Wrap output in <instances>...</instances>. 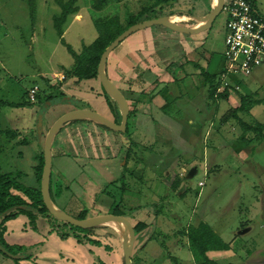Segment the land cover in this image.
I'll use <instances>...</instances> for the list:
<instances>
[{
  "label": "rangeland",
  "instance_id": "obj_1",
  "mask_svg": "<svg viewBox=\"0 0 264 264\" xmlns=\"http://www.w3.org/2000/svg\"><path fill=\"white\" fill-rule=\"evenodd\" d=\"M97 1L77 0L78 11L67 17L62 25L63 36H60L54 21L62 12L57 0H37L34 17L29 0H0V97L9 103L18 104L24 101V94H29L32 87L39 86L36 101L31 105L0 106V163L4 170H29L27 163H22L23 160L27 162L28 157L20 155L18 151L30 152L22 141L31 137L35 139L39 135L37 125L40 116H43L42 136L45 135V138L39 152L43 153L47 131L62 114L79 107L74 101L86 104L81 109H93L108 119H114L100 80L76 83L77 79L71 72L75 59L69 47L80 53L85 45H90L98 36L102 35L107 41L110 33L125 28L135 18L136 23H140L161 16L159 10L163 14L174 13L171 20L191 28L200 17L210 12L214 4V0H170L157 6L162 0H102L101 7L97 9ZM255 1L258 10L264 13V0ZM154 6L156 9L151 10ZM175 15H187L189 18L178 20L174 18ZM110 18H116V22L110 25L103 23ZM226 21V14L221 12L200 31L189 34L204 41L199 50L193 55L190 53L187 61H199L198 64L208 72L218 74L215 80L217 95L226 88L218 82V76L225 68ZM159 27L166 28L156 25L133 33L111 53L112 58L115 57L117 74L121 77L115 81L116 84L113 83L116 87L119 85L121 92L124 91L122 94L131 113L127 131L116 132L126 144L119 145L123 155L126 150H130V155L124 163L126 185L115 183L114 180L109 183L104 194L119 202L123 189L127 187L128 199L145 203L151 210L154 208L155 216H159L153 221L160 225L157 222L162 220L166 225V230L156 225V236L161 240L165 238V241L168 238L167 245L171 244L170 253L173 255L176 251L174 242L178 239L175 240V235L166 236L167 229L172 232L188 223L199 224L204 221L226 241L237 238L234 248L239 257L234 261L217 259L218 263L264 264V139L253 132L244 131L238 120L232 117L233 110L240 105L239 91L248 98L247 109L239 112L240 118L250 124L264 123V67L249 77L231 75V83L239 88L227 87L228 98H212L210 85L204 82L200 68L193 64L192 68L188 66L181 69L183 67L179 65L178 59L159 58V63L154 62L153 65H159L160 70L149 69L148 76L155 79L154 83L134 90L133 79L143 78L144 69L136 64L137 69L134 71L138 76L129 77L127 63L122 64L121 61L126 58L133 64V40L137 41L139 33L148 35L158 32ZM154 38L162 39V36ZM139 51L137 49L136 54H133L136 58L141 57ZM165 55L161 54L162 57ZM62 75L67 78L58 83ZM185 77L192 78L185 80L181 87L184 89L175 101L170 95L172 89L168 85L171 83L167 81L172 78L174 82H181ZM143 92H147V96L139 98ZM62 97L69 98L73 103L64 102ZM168 102L169 105L165 106ZM45 103H49L50 107H46ZM112 104L118 112L120 123L119 107L114 101ZM140 111L144 112L143 115L133 119L132 116ZM140 119L144 121L139 123ZM76 122L79 121L70 124ZM6 131L10 132L9 135ZM14 132L18 133L11 137ZM133 160L137 164H134L135 169L130 165ZM144 169L147 181L137 177L131 178V181L126 179L129 174H142ZM26 177L27 181L33 183L32 177ZM183 194L186 195L183 197ZM243 225L248 226L249 233L237 236ZM109 227L115 228V225ZM29 229L26 227L28 232ZM44 230L47 231V226ZM41 235L49 236L45 232ZM20 241L17 246L24 247L26 254H32L27 238ZM75 242L81 246H91L77 240ZM56 249H60L68 258L74 256V250L68 244ZM86 252L84 256L92 257L94 261L100 259L94 251L96 257ZM215 254L212 252L211 256L215 258ZM217 255L220 257V254ZM33 257L31 264H41ZM246 257L247 263L243 261ZM173 264L179 263L173 260ZM184 264L191 263L186 259Z\"/></svg>",
  "mask_w": 264,
  "mask_h": 264
},
{
  "label": "crops",
  "instance_id": "obj_2",
  "mask_svg": "<svg viewBox=\"0 0 264 264\" xmlns=\"http://www.w3.org/2000/svg\"><path fill=\"white\" fill-rule=\"evenodd\" d=\"M212 6L213 4L211 5L210 11ZM154 36H162V39H152ZM136 37L137 41L134 42L135 40H133V51L136 54V50L139 49L141 57L137 56L138 58H136L133 53L131 54L133 57V64L130 61H127L126 58L121 61L122 64H124V62L127 63V74L129 77H135L137 75L134 71L137 69L136 64H139V66L144 69L143 78L136 80L137 77H135L133 79L134 90L136 87H146L149 83H154L155 79H150L148 74L149 69L160 70L159 65H153L155 63H159V58H163L164 60L173 59L172 61H176V59H178L180 63L179 65L183 67L181 69L188 68V66L192 68L193 62L196 61L188 62L187 57L190 56V53L193 55V53L199 50L204 41V39L199 38L198 36H195V38L189 36V34L186 33H178V31L176 32L175 30L167 27H159L158 32L156 31L148 35H142L139 33ZM127 39H129V37ZM192 39H194L193 43L191 42ZM130 42L131 41L129 40V43ZM147 48H149V51ZM163 53L166 54L164 57L161 56ZM112 55L113 54L109 55L107 61V67L109 71L106 69V72L109 74V78L115 83V81H119L121 77L119 74H117L118 72L115 67V57L112 58ZM140 58H143V60H140ZM184 60H186V62H184ZM197 62L199 63V61ZM191 74H193V72H191ZM139 75L141 76V74ZM188 78L191 79L192 77H185L181 82H179V80H175L178 86L177 84L174 85L176 83L174 82V79L169 78L167 82L171 83V85L168 86L172 89L170 95L173 100L177 101L179 93H181L184 89H181V87H183L185 80ZM58 81V83H61L64 80ZM163 81L166 82L165 79H163ZM231 86L235 88L238 87L233 83H231ZM117 87L120 88L119 85H117ZM122 92L124 93V91ZM140 96L146 97L147 92L140 93L139 98H141ZM45 106L50 107L49 103H45ZM80 108L84 107H75L68 112ZM115 111L116 109L114 107V119L112 120H115ZM143 113L142 111L138 113L136 112V114H134L132 117L133 119L138 118L139 115L141 117ZM130 115L131 113L129 114L128 122H131ZM143 121V119H140L139 123ZM43 138H45V135L44 137H40L39 135L35 136V139L33 137L24 139L25 142H27V144L25 143L24 146L28 147L30 152L23 154L24 156L28 157V160L26 158L27 162H24V160L22 161L23 165L26 163L28 165V163L31 162L30 159L32 157V152L38 153L40 151V148L43 145ZM123 139V137L120 138L116 131L104 129L98 123L91 121H79L73 124L69 123L64 125L58 131L52 143V178L55 183L62 182L64 187L68 188L67 190H64L59 198L56 199L57 204L54 203L58 210L61 212H67L76 218H78V216L84 210L87 211V218L105 215L110 212L111 207L116 199H114V197L106 196L104 192L107 191L109 183L114 180H118L122 175L125 162H123V153L120 150L121 146L119 145L125 144ZM134 164H136L134 160L130 161V165H132V167L135 169L137 164ZM128 176L126 179H129L130 181L131 178L135 177L141 179V181H147V177H145V169L140 175L133 173L129 174ZM126 188L123 190L124 192L120 200L122 204L121 208L127 211V215H125L124 218H126L133 226L136 225L138 221H143L149 224L146 229L135 234V242L132 249L133 264H164L166 260L167 264L169 263L168 261L173 264V260H171L173 258H175L179 264H184L186 259H188L191 264H198L190 249L188 237L183 234V232H185L189 226H197L198 224L191 222L172 232L167 229L169 232L166 231V236L175 235V240L178 239L177 242H174V244H176L174 247L176 248V251H174L175 254L173 255L170 253L171 244L168 243L167 245L168 238L165 241V238L161 240L156 236L157 226H160L166 230L165 222L160 220L157 222L160 223V225H157L154 221L158 219L159 215L155 216L153 212L155 209L153 208L151 210V207L146 206L145 203H137L133 202L131 199H128L129 197L126 195ZM155 191L157 190L155 189ZM176 192L177 190L174 191V193ZM185 195L186 194H183L182 196L184 197ZM27 222L28 218L25 215H21L16 219L9 220L6 223L7 227L4 237L7 243L10 245H17V242H21L20 240L27 238V242L31 247L29 252H32V255L34 256L32 259L34 260L35 258L41 264H97L94 259H92V257L87 255L84 256V254L87 253L86 250L89 251V253H91V250H93L96 254H98L100 260L103 261L104 264H125L123 251V243L126 239L125 233L123 230L117 228V225H115V228H109V230L115 232L117 236L110 234L106 235L109 230L102 231V240L105 242V244H108L112 247V249H109L106 248V246H81L75 242L76 239L74 237H69L66 240H62L55 232L48 237H44L43 235L34 232L31 229H29L28 232L26 230ZM247 227L248 226L243 225L240 228L242 231L238 232L237 236L247 235L249 233ZM214 231L223 239L224 242L230 245V249L224 251H212L220 254V257L215 254V258L211 256L212 252H209L210 258L214 259L218 263L217 259H230V261H234L235 258L239 257V254L234 248V243L237 241V238L235 237L231 242H228L219 232L216 230ZM66 244H68L69 247L74 250V256L72 258H68L66 255L64 256L60 249H56V247L63 248V246ZM1 255L0 264L32 263L31 259L21 258L17 262L11 257H7L4 254L2 256ZM68 256L71 255L68 254ZM70 259L72 260L71 263ZM243 261L247 263L246 261H248V258L246 257V259Z\"/></svg>",
  "mask_w": 264,
  "mask_h": 264
},
{
  "label": "trees",
  "instance_id": "obj_3",
  "mask_svg": "<svg viewBox=\"0 0 264 264\" xmlns=\"http://www.w3.org/2000/svg\"><path fill=\"white\" fill-rule=\"evenodd\" d=\"M76 1L77 0H67V1L57 0L58 4L62 8V12L60 16H56L54 18V21H55V28L60 36H63L62 25L66 21L67 17L70 14H73L78 11V6H76ZM169 1L170 0H162V2L156 4L157 6H160V4H163V2L168 3ZM251 1L255 6H257L255 0H251ZM29 3L31 6V15L32 17H34L37 0H29ZM102 3H103L102 0H98L96 3V8L99 9ZM154 9H156L155 6L151 7V10ZM146 10L149 9L147 8ZM159 11H160L159 15L161 16H171V15L173 16L174 14V13L163 14L161 13L163 12L162 10ZM190 16H195V15L190 14ZM106 21L107 22H103V23H105L106 25L108 24L110 25L116 22V18H110ZM135 23H136V18L133 19L125 28H121L113 33H110L108 35L107 41H105L102 35L98 36V38L95 39L90 45H85L83 51L80 53L75 52L72 48L69 47V50L73 54V57L75 59V64L72 67L71 72L73 76L77 79V82L91 80V79L100 80L98 76V67L103 52L116 39L117 36H119L123 31H125L127 28L134 25ZM193 64L197 68L201 69L202 75L204 76V82L210 85V90H209L210 97L212 98L229 97V93L227 92L226 88L230 87L231 84L226 86L224 92L217 95L218 86L215 83V80L218 74L208 72L206 68L202 67L198 63L193 62ZM224 72H225V68L224 71H222V74ZM222 74L218 76L219 77L218 82L220 83H223ZM104 93L109 107L114 112V106L112 104V101L107 96L105 91ZM237 93L239 94L240 97V105L233 110L232 117L238 120L241 128L244 131L253 132L264 139V123L257 122L256 124H250L249 122H246L242 118H240L239 112H244L247 109L246 104L248 98L247 95L242 94L239 91ZM63 98H64V102L73 103V101L70 100L69 98L62 97V99ZM23 99H24L23 102L18 104H13L7 102L6 100L0 97V106L11 105V104L18 106H27L34 103L31 102V100L29 99L28 94H24ZM74 102L77 105H79V107H83L86 105L85 103H82V101H74ZM166 105H169V102L166 103L165 106ZM115 116L116 117L114 121L118 123L119 120L117 119L118 118L117 111H115ZM98 124L102 126L104 129L109 130L107 127L103 126L102 124L100 123ZM9 133L8 131H6V134L9 135ZM17 133L18 132H14V134L11 135V137L17 135ZM22 142L23 145L25 143L27 144L25 140H23ZM18 152L20 155L25 154L23 151H18ZM129 155H130V150H126V152H124V155L122 157L123 162L126 163ZM30 160L31 162H29L28 165L24 164L26 165L27 169H29L27 171H25L23 168L4 170L0 163V252L7 257H11L15 259L17 262L22 257L31 259L32 254L30 253L26 254L27 251H24L26 250L24 247L17 245H10L9 243H7L4 237L7 227L6 223L9 220L16 219L21 215H25L28 218L26 227H29L30 229L40 234L45 232L47 235H51L52 233L55 232L59 235V237L62 240H66L69 237H74L78 242H80L83 245L106 246V248L112 249V247L108 244H105V242L101 238L103 236L102 231L109 230L110 228L109 225H99L95 227L84 228V227L76 226L70 222L58 219L49 211V209L47 208L44 202L42 189H41L42 175L45 165V158L43 151L38 153L32 152V157ZM27 175L32 177L33 183L27 181V177H26ZM125 176H126V164L123 166L122 175L118 180L115 181V183L120 182L123 186H125L126 185ZM122 185L120 186L122 187ZM67 189L68 188L64 187V184L62 182L55 183L53 178L51 177L50 194L53 203L57 204L56 199L62 195L64 190ZM121 198L119 200H121ZM121 207H122L121 201L119 202L115 201L111 207L109 214L124 217L125 215H127V211L123 210V208ZM78 218L79 219L87 218V211L84 210L83 212H81ZM46 226H47V231L44 230V227ZM148 226L149 224H147L146 222L138 221L137 224L133 226L135 230V234L140 231H143ZM108 234L117 236L115 232L111 230H109V232L106 233V235ZM183 234H185L188 237L190 249L195 259L197 260L198 264H218L214 259L210 258L209 252L224 251L230 249V245L224 242L223 239L214 231L213 227L206 222H200L197 226L194 225L189 226V228L185 232H183ZM23 253L25 254L24 256H22ZM91 253L94 255V257H96L95 253L92 250ZM9 254H12V256ZM173 260L177 261L175 258H173ZM95 262L97 264H104L103 261H101L99 258H96Z\"/></svg>",
  "mask_w": 264,
  "mask_h": 264
},
{
  "label": "water",
  "instance_id": "obj_4",
  "mask_svg": "<svg viewBox=\"0 0 264 264\" xmlns=\"http://www.w3.org/2000/svg\"><path fill=\"white\" fill-rule=\"evenodd\" d=\"M224 0H216V4L212 6V9L206 15L200 17L197 24L191 28H188L180 23H176L169 19L170 16H159L153 19H149L140 23H136L125 31H123L116 39L105 49L101 56V60L98 67V76L100 78V82L107 96L111 101L116 102L119 107L121 114V122L117 123L112 119H108L101 115L99 112L93 109H77L74 111H70L64 115H62L52 126L50 131L48 132L44 145V158L45 165L42 175V195L44 202L49 209V211L56 216L58 219L70 222L76 226L90 228L99 225H120L125 228V241L123 243V251H124V260L125 264H133L132 262V249L135 242V230L133 225L124 217L105 214L101 216H95L91 218L79 219L67 212H61L57 209L55 204L52 201L50 194V183L52 177V164H53V155H52V143L55 135L58 131L66 124L73 121H91L100 123L103 126L107 127L109 130L117 131V132H125L128 127V119L130 114V106L123 96L122 92L118 87L114 85V83L109 79L106 66L108 57L126 38H128L133 33L143 30L148 27L163 25L167 28H170L175 31H179L186 34H194L200 31L208 22H210L213 18L218 16L223 9ZM194 17V16H192ZM43 116H40L38 120V134L41 137L43 132ZM12 256V254H9Z\"/></svg>",
  "mask_w": 264,
  "mask_h": 264
},
{
  "label": "built area",
  "instance_id": "obj_5",
  "mask_svg": "<svg viewBox=\"0 0 264 264\" xmlns=\"http://www.w3.org/2000/svg\"><path fill=\"white\" fill-rule=\"evenodd\" d=\"M222 12L226 14L225 87L231 84V75L251 76L264 67V13L251 0H224ZM65 75L58 80H65ZM239 88V87H237ZM39 86L29 90V99L36 101Z\"/></svg>",
  "mask_w": 264,
  "mask_h": 264
},
{
  "label": "bare ground",
  "instance_id": "obj_6",
  "mask_svg": "<svg viewBox=\"0 0 264 264\" xmlns=\"http://www.w3.org/2000/svg\"><path fill=\"white\" fill-rule=\"evenodd\" d=\"M216 4V0H214V5ZM174 18H177L178 20H182L184 18H189L187 15H175ZM169 19L171 20V16L169 17ZM173 21V20H172ZM117 228H119L120 230L125 231V228L123 226L117 225Z\"/></svg>",
  "mask_w": 264,
  "mask_h": 264
}]
</instances>
